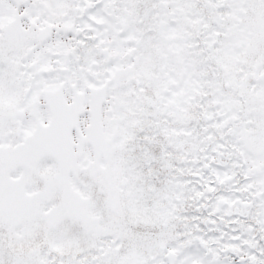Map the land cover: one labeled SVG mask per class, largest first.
<instances>
[{
	"label": "snow or ice",
	"instance_id": "snow-or-ice-1",
	"mask_svg": "<svg viewBox=\"0 0 264 264\" xmlns=\"http://www.w3.org/2000/svg\"><path fill=\"white\" fill-rule=\"evenodd\" d=\"M0 264H264V0H0Z\"/></svg>",
	"mask_w": 264,
	"mask_h": 264
}]
</instances>
